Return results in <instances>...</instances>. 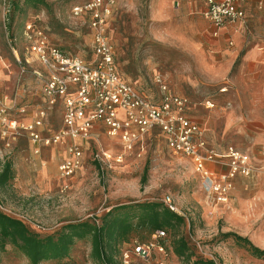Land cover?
Returning <instances> with one entry per match:
<instances>
[{
	"label": "rangeland",
	"instance_id": "rangeland-1",
	"mask_svg": "<svg viewBox=\"0 0 264 264\" xmlns=\"http://www.w3.org/2000/svg\"><path fill=\"white\" fill-rule=\"evenodd\" d=\"M15 1L25 12L16 14L9 28L10 0H0V46L12 72L4 74L3 87L26 108L25 115L31 113L22 116L29 122L34 108L45 105V98L43 83L33 74V70H43L28 51L26 27L41 28L70 54L85 60L93 56L92 35L85 19L70 14L73 3L84 0H44L45 4L37 6ZM118 1L121 10L110 34L120 76L156 102L161 98L157 83L161 79L172 93L186 96L188 116L209 132L218 150L232 145L264 167V51L246 58L252 48H264V23L237 36L233 47L222 42L217 47L202 14L203 0ZM12 48L21 61L29 59L25 74H20ZM207 101L213 108L205 107ZM62 111L59 106L50 111L45 136L60 131ZM80 144L85 147L82 167L74 177L64 179L57 166L68 157L67 140L42 146L36 153L27 135L7 140L0 135V162L11 161L14 170V178L0 189V210L46 237L68 225H100L102 217L118 206L163 202L170 197L185 224L165 231V254L153 255L149 261L136 259L134 264H187L173 252L179 238L190 247V264L196 260L264 264V257H253L244 244L224 238L233 233L264 250V173L253 180H239L229 202L220 205L203 189L191 162L170 151L156 133L130 151L104 133ZM140 233L144 241L138 236L134 241L150 240L146 231ZM69 259L75 264H100L92 258L90 238L77 240ZM0 264L30 263L9 246Z\"/></svg>",
	"mask_w": 264,
	"mask_h": 264
},
{
	"label": "built area",
	"instance_id": "built-area-1",
	"mask_svg": "<svg viewBox=\"0 0 264 264\" xmlns=\"http://www.w3.org/2000/svg\"><path fill=\"white\" fill-rule=\"evenodd\" d=\"M246 0H205L203 17L220 29L245 20L242 4ZM258 9L264 0H257ZM118 0H84L71 6L74 19H85L92 35V58L85 60L70 54L57 44L52 36L34 25H28V51L43 72L33 74L43 83L45 105L34 111L31 121H22L26 108L15 97L4 92L3 76L11 74L0 46V135L4 140L27 135L39 153L42 146L68 141V157L58 166V172L69 179L82 167L84 148L80 142L88 141L96 130L116 140L125 150H132L147 136H161L167 148L188 159L199 175L203 189L217 204H227L238 178L255 179L264 173V167L254 164L248 152L227 146L219 151L211 146L201 126L188 116L187 99L172 93L167 84L157 79L161 90L159 102L153 101L132 84L125 81L116 66V50L110 27L120 12ZM20 74L27 72L29 59L21 61L12 48ZM62 104L63 126L57 133L44 135L48 114ZM209 105V104H208ZM211 106V105H209ZM26 116V115H25ZM109 159V154H104ZM177 212L170 197L163 200ZM164 231H157L146 243H125L122 264H134L136 259L149 261L153 255L166 253L162 242ZM75 264V263H63ZM164 264V263H161Z\"/></svg>",
	"mask_w": 264,
	"mask_h": 264
},
{
	"label": "trees",
	"instance_id": "trees-1",
	"mask_svg": "<svg viewBox=\"0 0 264 264\" xmlns=\"http://www.w3.org/2000/svg\"><path fill=\"white\" fill-rule=\"evenodd\" d=\"M19 1L10 0V12L7 19L8 27H12L15 15L25 12V7ZM24 4H45L44 0H24ZM6 24V29L8 30ZM10 35V33H8ZM12 37V36H11ZM1 45V44H0ZM14 178L13 163L0 162V189H5ZM147 182L145 172L141 184ZM185 224L184 217L171 211L164 202H147L135 205L118 206L102 217L100 225L82 223L68 225L60 233L42 237L20 219L11 217L0 210V256L10 246L24 256L30 264L54 262V264L73 263L69 258L77 240L90 238L92 243V258L100 264H122L121 245L135 243L134 237L146 231L149 238L157 231H176ZM224 238H232L244 244L251 255L264 257V250L254 246L251 241L233 233H227ZM139 243V242H137ZM174 254L190 264L192 253L184 238H179L173 244ZM192 264H215L213 261L196 260Z\"/></svg>",
	"mask_w": 264,
	"mask_h": 264
},
{
	"label": "crops",
	"instance_id": "crops-1",
	"mask_svg": "<svg viewBox=\"0 0 264 264\" xmlns=\"http://www.w3.org/2000/svg\"><path fill=\"white\" fill-rule=\"evenodd\" d=\"M206 8V3H205V0H203V9H202V13L203 11L205 10ZM242 8L243 10L245 11V20L243 22H240V23H236V24H232V25H228L226 27H224L223 29H220L219 32H218V35L215 36L214 35V32H215V28L214 26L208 21L205 20L208 22L209 24V28H210V35L213 39V43L216 44L217 47H220L221 46V42L225 45H229L231 47L234 46V43H235V38L237 36H239L240 34L242 33H245L247 32L248 30H251L250 28H252L254 25H256L257 23L259 24V27H260V24H263L264 23V8L262 10L258 9V3H257V0H246L243 4H242ZM115 20V19H114ZM113 41V39H112ZM114 42V41H113ZM114 44V43H113ZM116 50V48H115ZM262 51H264V48L261 47V50H258L256 48H252L250 51L247 52L246 54V58L249 59V58H254V57H257V56H261L262 54ZM115 61H116V56H115ZM236 64V63H235ZM126 81V80H125ZM129 83V82H128ZM183 97L186 98L185 95L182 94ZM187 99V98H186ZM211 106H209V105ZM187 105H188V100H187ZM41 107V106H39ZM59 107H61L63 109L62 112H64V108L62 105H59ZM206 108H209V107H212L213 108V105L211 104V102L207 101L206 102V105H205ZM38 107L34 108V111L37 109ZM190 109V105L188 107L187 110ZM31 113L28 112V114L26 115L27 117H29ZM25 116V117H26ZM32 117V115H31ZM62 119H63V114H62ZM192 119V118H191ZM22 121H25L24 119H21ZM194 120V119H193ZM196 121V120H195ZM198 123V122H197ZM63 124V122H62ZM199 124V123H198ZM200 125V124H199ZM201 126V125H200ZM201 128L204 130L205 132V135H206V139L208 140L209 144L211 146H213L214 148H216V144L214 143V140L213 138L209 135V132L206 131L202 126ZM102 129V128H101ZM96 130V132L94 133L95 135H98L100 133H104L102 130ZM44 132V131H43ZM99 132V133H98ZM207 132V134H206ZM93 134V135H94ZM210 137H209V136ZM82 143V142H81ZM228 146H232V145H228ZM84 150H85V147H83ZM217 149V148H216ZM218 150V149H217ZM225 150V149H224ZM224 150H219V151H224ZM68 152V150H67ZM254 164H255V161H253ZM61 163V162H60ZM59 163V164H60ZM58 164V166H59ZM256 165V164H255ZM58 166H57V170H58ZM257 166V165H256ZM263 173L259 174L256 178L262 176ZM239 180H242L243 181V178H238L237 181H236V184H235V187L234 189L236 188V185L238 182H240ZM248 180V179H246ZM233 189V190H234ZM233 192V191H232ZM232 195V194H231Z\"/></svg>",
	"mask_w": 264,
	"mask_h": 264
}]
</instances>
